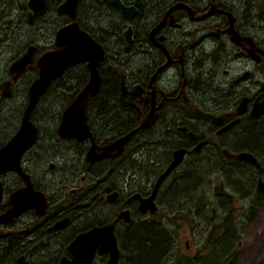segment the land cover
<instances>
[{
  "label": "flooded vegetation",
  "instance_id": "1",
  "mask_svg": "<svg viewBox=\"0 0 264 264\" xmlns=\"http://www.w3.org/2000/svg\"><path fill=\"white\" fill-rule=\"evenodd\" d=\"M27 1L26 20L38 32L33 43L11 57L2 75L0 68V123L7 124L0 151L23 127L30 86L39 77L38 60L57 49L60 29L77 24L94 40L101 52L93 53L100 82L97 92L79 105L89 131L84 140L63 135L60 127L91 82L89 60L52 81L29 118L37 132L33 143L23 153L20 147L11 150L9 165L0 164V264H63L73 259L68 251L78 237L114 222L118 263L133 264L125 252L134 246V224L155 220L170 235L163 264H181L175 234L179 225L192 226L191 219L205 216V230L223 225L221 238L213 239L226 244L233 219L264 214V192L257 190L259 179L264 180V146H239L245 145L251 127L264 120V113L250 114L264 93V24L256 0H78L75 20L60 11L67 0H51L47 11L32 21ZM19 9L21 25V5ZM50 24L51 35L40 33L39 27ZM31 46L36 48L35 68L13 79L10 66ZM8 81L6 97L1 87L7 90ZM148 117L154 119L151 126L115 146ZM152 131L174 139L162 164L159 157H146L165 145ZM176 148L187 151L160 186L156 211L143 212L141 199L152 196ZM223 149L249 151L257 164L231 160ZM187 159L197 167V178L176 175ZM151 162L160 165L142 170ZM216 174L222 179L215 194L208 196L203 189L198 194ZM23 196L36 198V206L11 217L9 211L14 203L22 204ZM237 198L249 200L245 212L234 206ZM184 247L189 251L188 239ZM193 255L184 262L195 264L191 261L199 257ZM109 260V253L97 250L91 264Z\"/></svg>",
  "mask_w": 264,
  "mask_h": 264
},
{
  "label": "water",
  "instance_id": "2",
  "mask_svg": "<svg viewBox=\"0 0 264 264\" xmlns=\"http://www.w3.org/2000/svg\"><path fill=\"white\" fill-rule=\"evenodd\" d=\"M50 2L51 0H28L27 6L30 10L28 19L32 21L36 17L43 15L47 11ZM77 5L78 0H67L60 7V11L69 14L72 19L75 20ZM56 46L57 49L46 52L38 60V64L36 67L39 68V77L30 86L29 103L25 111L23 127L18 135L11 141L9 146L0 151L1 165H7L8 163H10V154L12 153L11 150L15 148H17L18 150V147H20L21 152L23 153L36 138L37 132L36 130L31 129L29 118L34 107L38 103L40 96L46 92L48 86L54 79L60 77L70 66L77 64L83 60H89L91 62V82L80 93L74 104L65 113L60 131L65 136L77 137L79 140H84L89 134L88 125L85 124L86 117L84 115L83 108L80 112L79 105L84 106L88 95L95 94L97 92L100 77L97 70H95L96 66L94 64L96 59L93 56V53L95 51L99 53L101 52L100 50H97V45L90 37V35L81 31L77 24L62 28L57 32ZM35 52L36 48L31 46L20 58L16 59L12 63L9 71L10 73L14 74L13 79H17L18 76L24 73L27 69L35 68V66L33 65ZM7 83V90L1 87L4 90L3 96L6 97L10 95L9 86L11 81H8ZM261 113H264V93L256 98L250 112L252 117H256ZM153 121V117L146 118L139 128L121 138L115 144V146H122L130 139L133 133L138 132L141 128L151 126ZM184 128L182 130H184ZM189 134L192 137L195 136L192 131H189ZM203 143H205L204 140L199 142L194 150L191 151H197V149ZM186 151V148H176L173 150V159L168 165L166 171L158 178L156 186L154 188V193L150 198L141 199L140 209L143 212H146V210L149 209L152 213L156 211L154 207V198L160 186L166 179L168 173H170L176 165L181 163ZM222 152L231 160L238 159L243 162L248 161L249 163L257 164L256 157L249 151L232 154L228 152L227 149H223ZM257 190L260 192H264V180L259 179L257 183ZM21 202L22 204H13L14 208L9 211L11 217L13 216V214H19L20 212L32 206H36V198L31 196H23ZM8 218H10V216ZM114 230L115 222L103 227H95L89 232L78 237L70 246L71 249L68 251L73 259L71 261H65L63 264H91L94 255L97 253V250L100 254H110V260L108 264H119L118 261L120 258V249L117 244Z\"/></svg>",
  "mask_w": 264,
  "mask_h": 264
},
{
  "label": "rangeland",
  "instance_id": "3",
  "mask_svg": "<svg viewBox=\"0 0 264 264\" xmlns=\"http://www.w3.org/2000/svg\"><path fill=\"white\" fill-rule=\"evenodd\" d=\"M27 0H9V2H3L0 4V68L1 75L3 74V70L6 68L8 63L11 61V57L15 55L17 52L25 50V48L33 43L31 40L36 38V33L38 32L37 26L30 24L26 20V12H25V4ZM230 2H234L238 4L239 0H229ZM243 1H251V0H243ZM260 5L262 22L264 24V0H256ZM22 7V24L18 22L19 15L21 13L19 6ZM12 21V22H11ZM4 26V29H3ZM40 33L51 35L52 26L45 25L43 28L39 27ZM43 44L42 41H39ZM26 78H24L21 82L25 85ZM25 89V88H24ZM20 99L21 96H20ZM14 116V111H11L8 116V123L11 117ZM7 124L0 123V134L4 132ZM264 127V126H263ZM2 128V129H1ZM4 128V129H3ZM260 130V131H259ZM248 133L256 136L255 138L260 139L261 143H264L263 135L264 130L259 127L256 131H252L250 129ZM155 136H154V135ZM152 135L157 139H160L163 144V147L159 151H152L146 155V157L150 156V159H153L155 156L160 158V163L162 164L165 159H167L168 149L171 148L170 145H173L174 139H171L168 135L165 134V137H160L159 131H152ZM248 135V134H247ZM262 137V138H261ZM155 138V139H156ZM160 141V142H161ZM158 149V147H157ZM154 152V153H153ZM149 162V159L147 158ZM192 162H189L188 159L184 163L185 167H182L178 172H176L177 176L184 177L186 179L190 174L195 178L197 173V167H193ZM195 163V162H194ZM190 164V165H187ZM160 164H152L151 167L148 164H144L142 170L147 171L149 169L158 168ZM201 166L199 167V170ZM197 178V177H196ZM222 178H218L216 176H210V183L208 187L202 188V186L198 190V194H202V189L204 192L211 196L215 194L214 191L217 189L216 186H220ZM197 180V179H196ZM249 200H243L241 198L235 199L234 206L238 205L240 211L245 212L246 207H248ZM264 205V203L262 204ZM211 210V209H210ZM209 210V211H210ZM169 221V220H168ZM192 226L179 225L180 227L176 228V237L179 238L181 243L180 256L183 259L181 264H187L185 259L190 258V256L196 255L199 257L197 260H192V263L195 264H263L264 263V214L259 216H248L246 218L244 215H239L235 219H233L231 224L232 231L230 230V235L227 237L226 244H215L213 238H221V235L224 233L223 225H218L211 229V231H207L204 229V224L209 223L205 216H200L197 219H191ZM220 222V221H219ZM171 230L174 227H171ZM149 234L145 229L140 231L141 236H146ZM151 234V233H150ZM209 238V239H208ZM217 238V239H218ZM185 239L189 240L190 248L189 251L184 250V241ZM212 242V244H211ZM148 247V245H147ZM134 248L131 249L133 252ZM177 258V257H176ZM192 258V257H191ZM211 263H209V262ZM207 262V263H206ZM180 264V263H179ZM191 264V263H190Z\"/></svg>",
  "mask_w": 264,
  "mask_h": 264
},
{
  "label": "trees",
  "instance_id": "4",
  "mask_svg": "<svg viewBox=\"0 0 264 264\" xmlns=\"http://www.w3.org/2000/svg\"><path fill=\"white\" fill-rule=\"evenodd\" d=\"M3 2H9V0H0V4ZM263 126L264 120L257 122L256 125L251 127V129L252 131H256L259 127H261L264 130ZM247 134L248 136L245 138V145H239L240 148L254 149L257 148V146H264V143H261L262 141H260V139L255 138L256 136L251 135V133ZM165 153L167 155L169 154L166 151ZM143 229L149 232V234L146 236H141L140 231ZM162 230L163 229L159 223V220L151 221L150 223H145L142 221H140V223H135L133 239L134 250L133 252H131V250L125 252V257H127L129 260L131 259L133 264H163L170 250V241L168 239L170 235L165 231L164 233L166 234H164Z\"/></svg>",
  "mask_w": 264,
  "mask_h": 264
},
{
  "label": "bare ground",
  "instance_id": "5",
  "mask_svg": "<svg viewBox=\"0 0 264 264\" xmlns=\"http://www.w3.org/2000/svg\"><path fill=\"white\" fill-rule=\"evenodd\" d=\"M201 147V146H200Z\"/></svg>",
  "mask_w": 264,
  "mask_h": 264
}]
</instances>
